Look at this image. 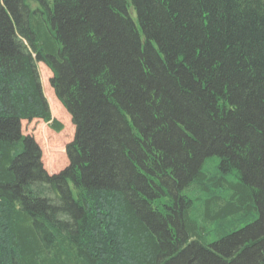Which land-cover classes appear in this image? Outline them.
Returning <instances> with one entry per match:
<instances>
[{
    "label": "trees",
    "instance_id": "16d2710c",
    "mask_svg": "<svg viewBox=\"0 0 264 264\" xmlns=\"http://www.w3.org/2000/svg\"><path fill=\"white\" fill-rule=\"evenodd\" d=\"M0 264H264V0H0Z\"/></svg>",
    "mask_w": 264,
    "mask_h": 264
},
{
    "label": "rangeland",
    "instance_id": "374dc122",
    "mask_svg": "<svg viewBox=\"0 0 264 264\" xmlns=\"http://www.w3.org/2000/svg\"><path fill=\"white\" fill-rule=\"evenodd\" d=\"M38 71L42 94L45 96L47 104L49 105L51 117L58 120L62 124L63 129L61 132L55 133L48 127L47 123H44L39 119H33L31 122L22 120L21 130L24 134L31 136L33 140L37 142L41 152V163L48 174H53L58 173L68 165L65 147L73 140L75 128L72 125L71 117L63 105L57 101V98L51 89V82L49 81L52 76L51 71L45 65H39ZM47 93L51 95V97L54 98L53 100L55 102L57 101L61 107L56 104L54 105L55 107H52L51 109L50 105H52V103L50 101V96H46ZM45 127L49 131V141L43 139V133L39 129ZM48 142H51L52 146H49Z\"/></svg>",
    "mask_w": 264,
    "mask_h": 264
}]
</instances>
